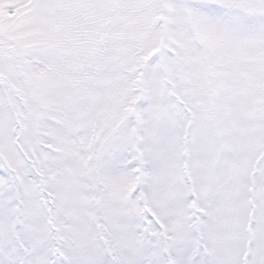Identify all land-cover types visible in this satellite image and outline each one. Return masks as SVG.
<instances>
[{
    "label": "snow or ice",
    "instance_id": "1",
    "mask_svg": "<svg viewBox=\"0 0 264 264\" xmlns=\"http://www.w3.org/2000/svg\"><path fill=\"white\" fill-rule=\"evenodd\" d=\"M0 264H264V0H0Z\"/></svg>",
    "mask_w": 264,
    "mask_h": 264
}]
</instances>
